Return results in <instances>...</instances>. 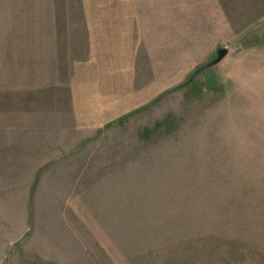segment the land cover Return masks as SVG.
<instances>
[{
    "label": "rangeland",
    "instance_id": "obj_1",
    "mask_svg": "<svg viewBox=\"0 0 264 264\" xmlns=\"http://www.w3.org/2000/svg\"><path fill=\"white\" fill-rule=\"evenodd\" d=\"M72 1L0 0V264H264V0H174L128 81Z\"/></svg>",
    "mask_w": 264,
    "mask_h": 264
},
{
    "label": "crops",
    "instance_id": "obj_2",
    "mask_svg": "<svg viewBox=\"0 0 264 264\" xmlns=\"http://www.w3.org/2000/svg\"><path fill=\"white\" fill-rule=\"evenodd\" d=\"M73 1L76 15H66L62 20L55 17L54 22L68 24L67 39L81 41L78 44L92 64L106 65L103 70L110 72L108 80L116 81L118 72H152L158 65L166 69L167 62L162 59L158 64L155 57L172 53L174 0ZM190 2L194 5L195 0ZM177 3L184 8L189 0ZM131 73L125 80H132ZM136 79L135 75L133 81ZM164 80L162 77L159 82ZM157 83L150 86L156 88ZM168 85L171 83L165 87Z\"/></svg>",
    "mask_w": 264,
    "mask_h": 264
},
{
    "label": "water",
    "instance_id": "obj_3",
    "mask_svg": "<svg viewBox=\"0 0 264 264\" xmlns=\"http://www.w3.org/2000/svg\"><path fill=\"white\" fill-rule=\"evenodd\" d=\"M228 52L227 47H219L217 49V56L210 62V64L218 62L222 57H224Z\"/></svg>",
    "mask_w": 264,
    "mask_h": 264
},
{
    "label": "trees",
    "instance_id": "obj_4",
    "mask_svg": "<svg viewBox=\"0 0 264 264\" xmlns=\"http://www.w3.org/2000/svg\"><path fill=\"white\" fill-rule=\"evenodd\" d=\"M125 116H127V114H124V115H120V117L117 119V120H121V119H123ZM114 121H116V119L114 120Z\"/></svg>",
    "mask_w": 264,
    "mask_h": 264
}]
</instances>
